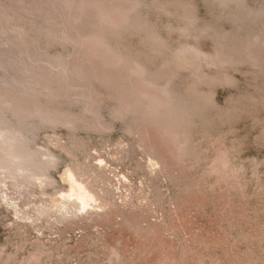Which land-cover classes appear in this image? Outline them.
<instances>
[{"label":"rangeland","instance_id":"374dc122","mask_svg":"<svg viewBox=\"0 0 264 264\" xmlns=\"http://www.w3.org/2000/svg\"><path fill=\"white\" fill-rule=\"evenodd\" d=\"M10 1L24 7L33 3L32 0H0V9ZM139 1L143 5L138 7V17H142L141 20L145 17L165 47L154 52L142 32L127 31L117 39L120 57L130 54L135 60L138 57L140 66L159 75L156 83L164 84V80H168L167 86L174 97L188 101L189 105L198 100V109H188L190 123L183 120L181 124L179 118L169 115V119L166 113L162 118L159 108L155 110L159 121L154 120L157 116H151L150 112L148 119L141 113L132 114L133 111H127L128 115L126 112L122 118L112 117L117 105L113 98L119 89L117 93L113 90L116 95L112 97L110 89L101 85V77L106 81L109 75L110 80L123 79L121 84H127L125 93L130 90L133 95V99L132 96L131 100L127 99L129 104L133 100L134 104H141L143 99L139 92L150 91L142 85L145 82H141V76L139 80L138 75L129 70L132 67H127L129 63L120 66L119 60L115 67L112 64L115 59L110 60L111 63L105 58L108 63L103 64L101 55H96L101 49L97 51L94 45V49L90 48L91 44L88 51L85 41V49H81L70 42H50L42 33L35 36V32L27 30L32 24L37 28L41 26L39 29L48 24L30 11L15 13L20 14L15 21L7 17L1 22L4 26L8 20L7 29L22 26L29 37H36L34 43L31 38L27 40L28 36L25 39L30 46L40 47V51L42 48L43 58L61 57L64 63L72 64L81 50H86L81 55L101 76L95 80L98 82L91 83V89L102 98L96 112L103 125L101 122L97 128H92L85 124L92 117L84 110L76 87L69 90L68 95V91L65 95L61 93L59 98L63 97L56 101L37 96L42 104L49 103L45 105L49 109L58 108L85 118L81 119L82 127L81 121L80 126L77 122L71 125L73 127L64 123L49 127L42 124L32 131L29 146L38 152L32 160L45 167L43 172L36 171V174L26 170L14 176L6 169L0 170V264H264V0H229L225 6L216 0ZM152 2L188 5L196 21L189 25L187 34H182L178 28L187 23L183 12L174 10L172 5L170 11L161 10ZM92 11L93 15L95 10ZM92 15L89 13L88 17ZM52 19L55 23L51 27L56 29L57 35L61 34L63 25L56 22L58 18ZM203 29L206 32L202 33ZM6 34L8 39L15 35L13 31ZM6 36L0 35V60L6 56V61L12 54L11 58H18L19 50L9 44ZM246 36L259 39L261 46L252 43L251 48L257 60L258 54L262 55L258 62L247 58L249 52L243 55V51L252 46L243 49L245 41L241 42ZM185 46L200 49L206 61L201 59L198 67L187 64L177 70L171 63V55ZM240 48L248 59L246 63L239 58L241 52L237 54L236 49ZM105 53L103 55L108 57ZM220 54L224 59L222 56L219 59ZM228 56L229 59L232 56L230 61ZM237 57L240 60H236ZM226 61L231 65L224 64ZM102 64L108 68H103ZM52 66L48 68L56 71ZM7 70L8 67L0 69V78L13 76L14 70ZM137 84L145 88H138ZM154 88L150 87L153 93L147 94H156L158 88L155 91ZM121 91L120 96H124ZM162 93L160 97L165 99L166 94ZM164 119L172 123L167 124ZM63 194H71L68 201L62 199ZM78 196L88 202L84 210L79 209Z\"/></svg>","mask_w":264,"mask_h":264},{"label":"bare ground","instance_id":"6f19581e","mask_svg":"<svg viewBox=\"0 0 264 264\" xmlns=\"http://www.w3.org/2000/svg\"><path fill=\"white\" fill-rule=\"evenodd\" d=\"M216 1L219 4H221V6H223L229 0H216ZM243 1H245V0H243ZM32 2L33 3H30V5L28 7H24L23 5H21L18 2L12 1L9 5H7L6 7L2 6L4 8L1 7V9H0V35L1 36L3 35V37H4L7 35L6 32L13 31V33L15 35L11 36V38H9V39L7 38L8 36H6V38L8 39L7 41L10 42L9 44H11L13 46V48L15 47V48H17V50H19V51H17V52H19L18 56H17L18 58H11L13 55L12 54V55H8L9 56V57H7L8 60L6 59V61H5L6 56H4L5 58L2 56V58H4V59L0 60V69L5 70L8 67V70L13 69L14 70L13 72L14 73L16 72L15 74L12 73L13 76H7L6 75L5 77L2 76L0 78V170L1 171H2V169H6V172L8 171V173L13 174L14 176H15V174L17 175V173L19 174V173L24 172L26 170H31L34 172H36V171L43 172L45 170V167L35 164L36 162H33V160H32L35 156V153H38L37 151L35 152L34 150H32L31 147L29 146L30 135L32 134V131L33 130L35 131V129H38L39 126L41 127L42 124H44V125L49 124L48 127L50 126V124L51 125L55 124L53 126H57V123L58 124L64 123V126H67L69 124L71 126V125H74L75 123L78 122L77 123L78 126L81 125V127H82V125H83L82 122L84 121L83 119L85 118V116L82 119L83 115H78V116L73 115L72 116V115H70L71 113L70 114L65 113V112L59 110L58 108L49 109L48 107L45 106L49 103L47 102L45 105L42 104L38 100L39 97L37 99L38 95L39 96L43 95L44 97H46V99L47 98L49 100L52 99L51 101H53V99H55V101H56V99L59 98V95H62L61 93H63V95H65V93L68 91L66 93L68 95V93H70V91H72V89L76 87L77 91L79 92V94L81 96V101L84 104V110L86 111V113L88 111L92 117V119L89 123H85V122L84 123L87 126H91L92 128H94V127L97 128L96 126L101 125L100 123L102 122V121L100 122V120H99V115L97 114L98 111L96 112L97 106L99 105V103L101 104V102H102V98L100 97V94H96V92L93 91L94 88L91 89L92 88L91 83L92 82L93 83L98 82L95 80H98L99 79L98 77H101V76L98 75L99 72H97L98 71V70H96L97 68L96 69L93 68L92 67L93 65L91 66V64L88 62V59L86 57H84L83 55H81V53L85 52L86 50L85 51L81 50L82 52L80 53L79 56H77L78 59H76L72 64L64 63L65 60L63 62L61 57H55L54 56L51 58L50 57L46 58L44 56V58H43L42 57L43 55L41 54L42 48L40 51L39 50L40 47L39 48L36 46L32 47L29 45L30 42L29 41H28L29 43L27 42V40H29L31 37H29L30 35H28L27 31L24 30L25 29L24 27L21 26L24 29H22L20 26L15 28L14 23H12L13 27H14L13 30L7 29L6 24L9 23V22H7L8 20L5 22L6 24L4 26H3V24H1V22L5 21L7 17H8L7 19L12 18V20H9V21H11V22L13 20L15 21L18 18V16H16V15L19 14V13L18 14H15V13L20 12V11H22V13L26 12V11H30L32 15L33 14L35 15V13H36V15L39 18H41L40 19L41 21L44 20L43 23H45V21H46L45 24H48L47 27L45 26L46 28L44 27V29H39V28H41V26L39 28H37L38 26L35 27L34 24H32V26H30V29H27V30H28V32H29V30H31L33 33L35 32V36L37 33H40V34L42 33V35L44 34V36H46V38L48 36V38L51 39L50 42H52L53 40L55 42H57L56 40H60L57 43L64 41L65 44H66V42L67 43L70 42V43H72V45L74 44V47L77 46L79 48L81 46V49H85V46L88 45V48H87L88 51L90 48L94 49L96 47L97 51L100 48L101 50H99V51L104 52V53L100 52L98 54L97 51H95V50H93V51L97 52L96 55H99V56L101 55L100 58H101L102 62L105 61L106 59H108L109 62L112 63V61L115 59L114 60L115 62L112 63L114 66L116 65V63L118 65V63L120 61H121L120 62L121 64L119 63L120 66L124 65L125 63H127V64L129 63L128 65L126 64L127 67L129 65L132 66L131 69H129V70H132L134 72L135 76L138 75L136 77L139 80L142 78V81H141L142 83L145 82L144 84H142L139 81L140 84H142L144 86L146 85V87H147L146 89H149L150 91H152V93H153V90H151V89H153V88L150 89V87L154 86L155 88H158V90H160V92L157 90L156 94L154 93L152 95L147 94L150 91H147V93H143V91L139 92V93H142L141 99H143V101H141V102L142 103L144 102V104H142V103H141L142 105L141 104H139V105L134 104L133 102L135 100H133L132 104H129L130 101H127V99H129L131 96L133 99V95H131V91L128 89L133 84H131L130 87H128V89H127L128 92L126 90V92L128 94V96H127V94L125 93V90H124L125 89L124 86H126L127 84L126 83L124 85H122L123 83L121 84V82H123V79L120 78L122 81L121 80L118 81L119 77L117 78L114 76L115 78L110 80V78H109L110 75H109L107 77V80L108 79L109 80L106 81L104 78L101 77L100 80L103 79V82L101 81V85L103 84V86L105 85V87L107 89L108 88L110 89L109 91H111L110 94H112L111 95L112 97L116 95V94L115 95L113 94V90L115 91L116 89H119L118 94H117L118 96L116 95L113 98L116 100L117 105L115 106L116 108L114 110H112L113 111V114H111V115H113L112 117L118 118L119 116H121V118H122V115L124 117V114H126L127 111L129 113L131 111H133V112H131L132 114L137 113L136 115L138 116V113H141V114L145 115L144 117H147V119H148L147 114H149V112L152 113L151 116H154V114L156 116L159 115V114H157L158 112L155 111L156 108H159V109H161V110H159V112L163 113L162 116H160V117H162V118L166 117V115L163 116L165 113L168 115V118H169V115L170 116L174 115L173 118L176 116L177 118H179V120L182 121L181 122V124H182L183 120L187 121V116H188V111H189L188 109H191V108L198 109V107L200 106V105L197 106L198 100H195L196 102L192 101L193 103L191 105H189L188 104L189 102L186 101L185 99H184L185 101H183V100L179 99V97L178 98L174 97L173 94H171V91H169V88L167 86L168 85L167 83H169V82H167L168 81L167 79H166V82L164 80V84L156 83V82H158V81H156V79L158 78L159 75L155 74V73L154 74L150 73L151 71L148 72L147 70L144 69L143 65L140 66L141 65V64L139 65L140 62L137 61L138 57L136 58V60H135V58H130V57H135V56H131V54H130V56L126 55L128 58H125L126 56L120 57V49H118V46L120 43L117 41V39L119 40V38H122L120 36L122 34H124V32L127 33V31L131 32L132 34L134 32L135 33L136 32H138V33L142 32L144 34L145 38L149 40L148 42L153 47L152 51H154V52L155 51H162L160 49L165 47L164 42H162V40L157 37L158 35H156V33H154V31L152 30L153 26L151 27V25L147 24L145 17L142 20H141L142 17L141 18L138 17L139 16V13L137 14V11H139L138 7L142 6L143 2H141L139 0H32ZM178 3L175 5H174V3H173V5L171 3L170 5H172L174 7V10L178 9L179 11L183 12L181 14L185 15V16L184 15H182V16L185 17L184 20L185 21L187 20V23H185L186 24L185 26L183 24V26L178 28V30L182 34L183 33L187 34L190 31L188 28L190 26H192V24H194V22L196 21L195 16H193L192 13L190 12L191 11L189 9L190 6L185 5V4L182 5V4H178ZM151 4H153V2ZM160 4H158V5L153 4V5L155 7H157L158 9L170 11V10H168L171 7L170 5H169L170 6L169 7L167 4L166 5H164V4L160 5ZM239 4H240V2H239ZM241 4H243V3L241 2ZM144 5H147V4L145 3ZM148 6L151 7L152 5H147V7ZM91 8L93 9V11L95 10V13L92 11L94 13L93 15L91 13V10H92ZM89 9H91V10L88 12ZM143 9H145V8H143ZM178 10H176V11H178ZM30 12H28V13L30 14ZM13 13L15 14L14 16L12 15ZM89 13L92 16L88 17ZM176 14H177V12H176ZM9 16H12V17H9ZM15 16H16V18H15ZM53 17L56 18V20L58 18V20L56 22L61 23L63 25L62 32L59 35L56 34L57 33L56 29L51 27L53 20H55V19H52ZM51 19H52V21H51ZM58 21H60V22H58ZM8 26L10 27V25H8ZM7 30H9V31H7ZM201 32L202 33L206 32V30L204 31V29H203V30H201ZM201 32H199V33L201 34ZM32 35L33 34H31V36ZM257 35H258V33H257ZM25 36H28L29 38H27V40H26ZM122 36H125V35H122ZM256 36H254L251 39L247 38V36H246L245 38H247V40H245V38H244V40H242L243 42H241V43H244V41H245L246 46L243 47V45L241 44L243 49L244 48L248 49L249 48L248 46H250V44H252V43L253 44L255 43L258 45L259 39ZM259 36H260V34H259ZM31 39H32L33 43H34V41L37 40L36 37L35 38L32 37ZM33 39H35V40H33ZM262 39H264V37ZM88 41L90 43L87 44ZM237 41L238 40H236V42ZM83 42L85 43L84 47H83ZM236 42L234 41V43H236ZM238 42H240V41H238ZM61 43H63V42H61ZM224 43H223V45H224ZM238 44L239 43H237V45ZM253 44L248 49L249 51L248 50L246 52H245V50L243 51V55H244V53L247 54L249 52L251 54L248 53L247 58H249L251 61H254V60L256 61L257 60L256 53L254 54L253 52H251L252 51L251 48H253ZM32 45H35V44H32ZM89 45H91L90 48H89ZM93 45L95 47H93ZM163 45H164V47H163ZM260 46L261 45H258V47H260ZM232 47H231V50H233ZM234 47H235V44H234ZM255 47H257V46H255ZM43 49H44V47H43ZM199 50H197L195 48H191V47H186V46L178 48L171 55V61H172L171 63H173V65L176 66L177 70H179V67H180V69H184L185 65L188 66L187 64H195V67H198L199 61L201 59L203 61L206 59L205 55H203V53H201L202 51L200 52ZM234 50H235V48H234ZM236 50L239 51V53L236 51L237 54H239V55L241 52V55H240L241 57L239 55L238 56H239V58H241V61L245 60L244 62L246 63L247 58H246V56L244 57L242 55V49L240 48V50L239 49H236ZM256 50H257V48H256ZM260 50H261V48H260ZM260 50H259V52H260ZM77 51H79V49H77ZM105 52L108 53V57H105V55H103V54H106ZM232 52H234V51H232ZM110 53H112L114 55H112ZM85 54H87V53H85ZM93 54H95V53H93ZM125 54H126V52H125ZM121 55H123V54L121 53ZM60 56H62V55H60ZM109 56H112V59L111 58L109 59ZM221 56L222 55L220 54L219 59H221ZM260 56H262V55H260ZM260 56L258 54V60L261 59ZM14 57H16V56H14ZM41 57H42L43 61H42V63L41 62L39 63L38 60H41L40 59ZM116 57H118V58H116ZM231 57L232 56H230V59H231ZM63 58H65V57H63ZM215 58H216V56H215ZM222 58L224 59V56H222ZM242 58H243V60H242ZM121 59H123L124 61ZM125 59H128L129 62H127L128 60L125 61ZM225 59L227 60V58H225ZM228 59H229V56H228ZM230 59L228 61H230ZM110 60H112V61H110ZM207 60H209V59H207ZM216 60H217V58H216ZM233 60L234 59H232V61ZM236 60H240V59H238V57H237ZM250 60L248 62H250V64H251L252 62ZM258 60H257V62H258ZM228 61H226V63H224V64L228 65V63H229ZM237 62H239V61H237ZM257 62H254V64L255 63L257 64ZM260 62L262 63V61H259V64H260ZM105 63L107 65L108 61L103 62V64H105ZM111 63H109V64L112 65ZM168 63L171 64L170 61ZM221 63H223V62H221ZM143 64H145V63H143ZM163 64L167 65L166 62H164ZM217 64H218V62H217ZM52 65H54V67H56V71H52V68H51V70L49 69L50 67H53ZM230 65H228V66H230ZM104 66L105 65H103L102 67L104 68ZM171 66H172V64H171ZM218 66H219V64H218ZM105 67H107V66H105ZM195 67H194V71H197V68H195ZM161 68H163V67H161ZM171 68H173V67H171ZM16 69L20 70V71L17 72ZM10 71H12V70H10ZM163 74H165V73H163ZM139 75L141 76V78H139ZM195 75L197 76L198 73H195ZM200 75L202 76V74H200ZM170 76L171 75H169V78H171ZM174 76H175V74H174ZM223 76H225V74H223ZM216 77H218V76H216ZM161 78H162V76H161ZM225 78H227V77H225ZM220 79H222V76L220 77ZM122 86H123V88L121 89ZM133 86H136V84ZM139 87L140 86L138 85V88ZM140 88H142V87H140ZM144 88H142V89H144ZM155 88H154V91L156 90ZM190 88H189V90H190ZM146 89H145V91H146ZM120 90H122L121 92H124V94H122L124 96H120L121 95ZM131 90H133V89H131ZM115 92L117 93V90ZM158 92L159 93L163 92L162 93L163 95L166 94L165 99H164V96L160 97L161 95ZM157 95L160 97V99L158 98ZM189 95H191V93ZM111 96H109V97H111ZM60 97L62 98L63 96H60ZM61 98H59V99H61ZM134 98H135V96H134ZM198 98H199V96H198ZM59 99H57V100H59ZM138 99H140V98H138ZM115 100H113V101H115ZM130 100H131V98H130ZM195 105L197 107H195ZM147 106L150 108L152 107V108L147 109ZM128 112H127V115H128ZM136 115H132V116H136ZM160 117L157 116L156 118H154V120H156L158 118V121H159ZM142 119H144V118H142ZM189 120L190 119H188L187 123H190ZM80 121H81V124L79 125ZM169 121H172V120H169ZM169 121L165 122V119H164L163 122H165L167 124L172 123ZM153 122H155V121H153ZM175 122H176V120H175ZM157 123H160V122H157ZM86 125H85V127H86ZM102 125H103V122H102ZM105 125L107 126L108 124H105ZM164 125H166V124H164ZM183 125H185V124H183ZM71 127H73V126H71ZM169 127H171V126H169ZM185 128H187V126ZM36 174H38V173L36 172ZM23 175H25V174H23ZM17 176H19V175H17ZM26 176H24V177H26ZM45 176H46V174H45ZM78 188H80V187H78ZM85 191H86V189H85ZM70 195L69 194H63V195H61V197H62V199L68 201L70 198ZM73 200H75V199H73ZM90 200H92V199H90ZM78 201L79 202H77V203H79V206H80L79 209H81V208L83 209V207L88 205V202H86L85 198H83L82 196H80V197L78 196Z\"/></svg>","mask_w":264,"mask_h":264}]
</instances>
